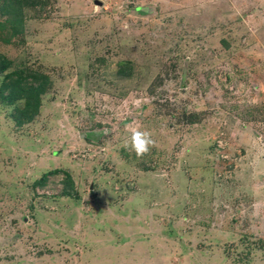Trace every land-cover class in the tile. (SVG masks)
Segmentation results:
<instances>
[{"label":"rangeland","instance_id":"1","mask_svg":"<svg viewBox=\"0 0 264 264\" xmlns=\"http://www.w3.org/2000/svg\"><path fill=\"white\" fill-rule=\"evenodd\" d=\"M0 54V264H264V0H0Z\"/></svg>","mask_w":264,"mask_h":264},{"label":"trees","instance_id":"2","mask_svg":"<svg viewBox=\"0 0 264 264\" xmlns=\"http://www.w3.org/2000/svg\"><path fill=\"white\" fill-rule=\"evenodd\" d=\"M6 58H3L0 54V70L5 68L6 66ZM31 76L37 80L38 77L36 73L32 72ZM23 81V77L21 74H15L13 73L11 75H7V80L5 81V84L2 85V90L7 91L5 95L1 96V99L6 104H14V101L17 99H21L23 97L26 98V100L23 103V107L21 109L15 107L17 115H14V121L19 124V122H27L28 120L33 117V115L36 112L37 104L39 103L38 95L44 90V82H40L35 84L34 87L29 86V88H25L21 83ZM26 93V94H25ZM27 93H31L30 95ZM25 94V95H24ZM27 97L30 99H27Z\"/></svg>","mask_w":264,"mask_h":264},{"label":"clouds","instance_id":"3","mask_svg":"<svg viewBox=\"0 0 264 264\" xmlns=\"http://www.w3.org/2000/svg\"><path fill=\"white\" fill-rule=\"evenodd\" d=\"M128 143L125 147H128ZM156 146V141L153 134L149 130H141L139 128L132 129L130 147L135 152L137 157H142L148 154L153 147Z\"/></svg>","mask_w":264,"mask_h":264}]
</instances>
